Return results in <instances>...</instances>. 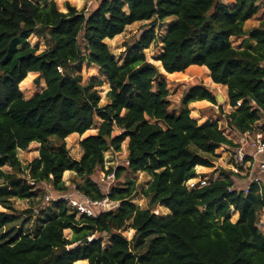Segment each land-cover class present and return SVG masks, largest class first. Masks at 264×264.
I'll return each mask as SVG.
<instances>
[{"label":"trees","instance_id":"obj_1","mask_svg":"<svg viewBox=\"0 0 264 264\" xmlns=\"http://www.w3.org/2000/svg\"><path fill=\"white\" fill-rule=\"evenodd\" d=\"M88 1L97 3L89 13L70 2L62 11L56 0H0V264H264V182L238 189L233 170L220 167L219 178L207 185H186L198 175V166L215 167L217 149L239 146L219 120L199 123L191 115L193 102L217 104L213 92L192 86L182 98L183 108L171 111L164 74L146 56L160 26L176 17L157 58L162 69L207 67L214 83L227 86L232 110L226 113L219 105L226 124L240 134L264 133V124L258 126L264 119V19L246 27L261 1L236 0L233 6L222 0ZM151 19L139 38L125 44L119 63L106 40ZM31 36L42 38L45 48L32 45ZM233 38L247 42L241 47ZM83 64L104 71L105 105L102 80L84 82ZM36 72V81L43 78L46 86L26 98L20 85L29 84ZM91 129L97 131L80 140L82 156L74 159L66 138ZM125 140L129 164L116 176L146 172L147 186L139 190L127 177L109 192L119 203L116 211L96 216H78L64 200L55 201L54 211L36 222L34 234L19 228L18 236H8L5 228L19 219L14 200L31 201L45 182L67 191L63 175L68 170L85 179L76 185L79 192L102 199L106 194L92 176L104 165V152L121 151ZM33 142L40 144L39 154L24 165L19 150ZM138 192L147 208L133 202ZM158 204L170 213L156 214ZM232 209L239 213L235 222ZM127 226L135 230L130 240L122 234ZM66 230H72L71 237Z\"/></svg>","mask_w":264,"mask_h":264},{"label":"rangeland","instance_id":"obj_2","mask_svg":"<svg viewBox=\"0 0 264 264\" xmlns=\"http://www.w3.org/2000/svg\"><path fill=\"white\" fill-rule=\"evenodd\" d=\"M224 3L231 5L232 3L228 0H222ZM261 1V7L259 9V12L250 20L246 22V27L251 28L253 26L259 25L260 21L264 19V0ZM57 5L60 10L67 11L66 8V2H70L72 5H75L78 9H85L87 13L91 12L93 8L96 7L95 1H88V0H56ZM153 19L148 21H137L134 22L131 25H128L124 32L117 35L113 39H107L106 42L109 44V47L113 54L116 56L119 63H122V60L124 56L127 53V47L125 46L126 43L134 42L137 38H139L142 34V32L145 30L148 23L152 22ZM176 17H170L168 18L162 26L157 30L158 40L156 44H152L150 48L146 49V56L147 59L151 62H153L155 65H157L160 70L163 72L164 77L167 81L168 88H169V99H170V110L174 112H179L183 108L182 104V98L185 95V93L192 87L196 85H205L209 89L212 90L213 94L220 93L224 97V100H220V102H217V105L214 107L210 105V107H202L203 103L201 105H196L193 107L191 114L194 117L198 118V122L201 123L204 120H219L220 126L223 128L224 132L228 134L229 137H231L236 143H237V135L232 132L231 128L226 124L224 120V115L220 108H218V105L220 103L224 104V110L225 111H231L232 107L229 104V99L227 97V88L222 87L221 85H217L214 83L210 77L209 69L208 68H187L183 73H179V75L175 74L173 76H170L169 73H166L165 70L162 69L163 66L159 64V60L157 58L162 54L163 48H164V37L169 31V28L173 22H176ZM234 45H240L242 44V38L232 39ZM30 43L34 46H37L39 50H43L45 48V42L42 38H38L36 36L30 37ZM188 70V71H187ZM82 78L84 82H88L90 80H102L103 84L99 86V90L101 92V104L105 105L109 100L106 96L107 91L109 90V83L108 79L104 73V71L97 65H88L83 64L82 67ZM39 76V73L36 72V74L31 79V82L27 85H20L21 90L26 98L32 97L33 95L39 93L42 91V89L46 86V83L43 78L39 79V82H37V78ZM171 77V78H169ZM180 77V78H179ZM190 77V78H189ZM226 98V99H225ZM201 106V107H200ZM264 124V119L258 123V126H261ZM97 129H91L88 130L83 135H80L78 133L71 134L66 138V144L69 148L70 155L74 159H80L82 156V148L80 147V140L84 138L87 135L96 133ZM120 130L116 128L115 133H119ZM128 140H125L122 143V150L121 151H114L112 148L107 149L104 152L105 155V161L104 165L102 167H99L98 170L95 172V174L92 176V179L97 183L99 181L100 177L104 176L106 174L107 170L110 169H118L122 166H128L127 163V156H128ZM39 148L40 144L38 142H33L28 149L26 150H19V158L22 161L24 165H27L30 163L35 157L39 154ZM218 152L221 151L220 154H218L215 159V167H207L203 170V172H199L201 176L206 178L208 181H211L214 178H219L220 174V167L223 168H231L234 158V151L235 148H231L228 146H223L219 149H217ZM216 151V152H217ZM218 168V169H217ZM253 169V167L251 168ZM4 170L11 171L12 168L5 166ZM199 170V169H198ZM246 171V170H245ZM130 177L135 182L136 185L139 187V190L145 186L148 185V183L151 180V177L146 172H139L136 174L130 173L129 171H125L122 173L121 177L118 178L115 176V179L112 183H109V188H113L114 186H117L119 184H123L126 182V178ZM85 179L76 175L74 171H66L63 175V181L68 186V190L66 192L69 193H75L77 188L76 185L79 183H82ZM248 180V177L246 175H240L239 178H237L236 181V187L238 189H241L246 181ZM1 182V179H0ZM37 196L32 198L31 201L29 200H22V199H15L14 200V206L16 207V213L19 216L18 220L14 222L12 225H9L5 228V231L8 232V236L15 234L18 236L19 232L17 233V230L20 228L22 229V232L26 233H32L35 232V224L40 219V217H45L46 211H54L56 207V202L54 201L53 196L57 195L58 190H56L52 183L45 182L42 184H39L37 186ZM47 196L50 197V199H47ZM133 202H135L137 205H139L142 208H147L148 201L147 199L140 193H136ZM66 206L70 207L69 204L66 202L64 203ZM116 204H118L116 202ZM118 206V205H117ZM117 206L112 207L111 211H116L118 208ZM117 207V208H116ZM115 208V209H114ZM113 209V210H112ZM154 211L158 215H166L170 213L169 208L162 206L161 204L156 205L154 208ZM32 211V212H29ZM79 216V215H78ZM239 213L237 211H234L233 209L230 211V217L232 221H236L238 219ZM262 228L264 229V212L262 216ZM131 230V231H130ZM135 230L127 226L123 231L122 234L127 239H132L134 236ZM21 234V233H20ZM66 236L71 237L72 230H66L65 231ZM14 235V236H15ZM105 238L104 245H108V241ZM89 264L88 261L86 262H80L79 264Z\"/></svg>","mask_w":264,"mask_h":264},{"label":"built area","instance_id":"obj_3","mask_svg":"<svg viewBox=\"0 0 264 264\" xmlns=\"http://www.w3.org/2000/svg\"><path fill=\"white\" fill-rule=\"evenodd\" d=\"M241 104L242 101H239L238 106ZM232 131L237 135V144H239V146L235 148L233 156L234 163H232L231 167V170L234 172L233 181L236 183L237 178H239L240 175H246L248 180L242 188L247 191L250 184H260L264 182V133L257 129L247 131L244 134H240L234 130ZM127 163L129 164V161H127ZM252 167L253 169H251ZM115 176L116 169L112 168L109 172L107 170L106 174L100 177L97 183L95 182L99 190L106 194L102 199H92L76 190L75 193H69L66 191L58 192L57 195L53 196L55 197L54 201L64 200L71 208L76 210L78 215L85 214L87 216H96L102 212L111 211L112 207L119 204L118 202V204H116L114 200L109 198V192L112 187L109 188L108 184L114 181ZM209 182L210 181L201 176L198 172V175L189 179L186 182V185L189 189H196L207 185ZM47 199H50V197L47 196Z\"/></svg>","mask_w":264,"mask_h":264},{"label":"crops","instance_id":"obj_4","mask_svg":"<svg viewBox=\"0 0 264 264\" xmlns=\"http://www.w3.org/2000/svg\"><path fill=\"white\" fill-rule=\"evenodd\" d=\"M228 1H230L232 4H231V6H233L235 3H236V0H228ZM247 42V39H243L242 38V44H240V46L241 47H244V45H245V43ZM250 42H252V43H255V41L254 40H251ZM190 67H198V65H192V66H190ZM207 68V67H206ZM209 73H210V70H209ZM211 77V76H210ZM212 79V78H211ZM218 85V84H217ZM220 85V84H219ZM222 87H224V88H227V86L226 85H221ZM211 90V89H210ZM227 90V89H226ZM212 91V90H211ZM216 94H214V96H215ZM226 98H228V94H227V97ZM225 98V99H226ZM201 103H203V105H202V107H210V105L211 106H215V105H217V104H214V103H212V102H210V101H208V100H200V101H196V102H193V103H191L190 105H189V107H190V109H191V111H192V109H193V107H195L196 105L198 106V105H201ZM220 104H222V103H220ZM219 104V105H220ZM219 105H218V108H219ZM222 106H223V108H224V104H222ZM201 107V106H200ZM225 111V110H224ZM226 113H229L230 111H225ZM192 115V114H191ZM193 116V115H192ZM194 117V116H193ZM194 118H196L197 120H198V118L197 117H194ZM209 120V119H208ZM207 120H204L203 122H201V123H204V122H206ZM210 121H213V120H210ZM233 132V131H232ZM75 134V133H74ZM236 135V134H235ZM217 153V155L218 154H220L221 153V151L220 152H216ZM207 167H204V166H198V171L200 172H203V170L204 169H206ZM80 261H82V260H80Z\"/></svg>","mask_w":264,"mask_h":264},{"label":"bare ground","instance_id":"obj_5","mask_svg":"<svg viewBox=\"0 0 264 264\" xmlns=\"http://www.w3.org/2000/svg\"><path fill=\"white\" fill-rule=\"evenodd\" d=\"M189 68H192V67H189ZM189 68H188V69H189ZM197 68H206V67H205V66H198ZM187 71H188V70H187ZM179 73H183V72H174V73H169V74H170V76H173V75H175V74H176V75H177V74L179 75ZM169 78H171V77H169ZM179 78H180V77H179ZM189 78H190V77H189ZM65 173H66V172H65ZM130 231H131V230H130ZM86 261H87V260H82V261L78 260V261L75 262V264H79L80 262H83V263H84V262H86ZM81 264H82V263H81Z\"/></svg>","mask_w":264,"mask_h":264},{"label":"water","instance_id":"obj_6","mask_svg":"<svg viewBox=\"0 0 264 264\" xmlns=\"http://www.w3.org/2000/svg\"><path fill=\"white\" fill-rule=\"evenodd\" d=\"M215 98H216V101H217V102H220V100H224V97H223L222 94H220V93H217V94L215 95Z\"/></svg>","mask_w":264,"mask_h":264}]
</instances>
